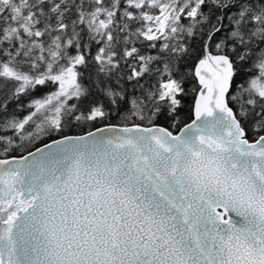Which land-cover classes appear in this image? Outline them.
Wrapping results in <instances>:
<instances>
[{
	"label": "snow or ice",
	"instance_id": "snow-or-ice-1",
	"mask_svg": "<svg viewBox=\"0 0 264 264\" xmlns=\"http://www.w3.org/2000/svg\"><path fill=\"white\" fill-rule=\"evenodd\" d=\"M0 264H264V0H0Z\"/></svg>",
	"mask_w": 264,
	"mask_h": 264
},
{
	"label": "trees",
	"instance_id": "trees-1",
	"mask_svg": "<svg viewBox=\"0 0 264 264\" xmlns=\"http://www.w3.org/2000/svg\"><path fill=\"white\" fill-rule=\"evenodd\" d=\"M50 89L48 88H41L38 92L34 93L35 96H40L42 92H46V91H49ZM51 138L48 139L46 142H51ZM44 144V141L40 142V144L38 145L39 147L42 146ZM34 150V149H33Z\"/></svg>",
	"mask_w": 264,
	"mask_h": 264
},
{
	"label": "water",
	"instance_id": "water-1",
	"mask_svg": "<svg viewBox=\"0 0 264 264\" xmlns=\"http://www.w3.org/2000/svg\"><path fill=\"white\" fill-rule=\"evenodd\" d=\"M52 142V141H51ZM51 142H49V143H51ZM40 147H43V145L42 146H40Z\"/></svg>",
	"mask_w": 264,
	"mask_h": 264
}]
</instances>
